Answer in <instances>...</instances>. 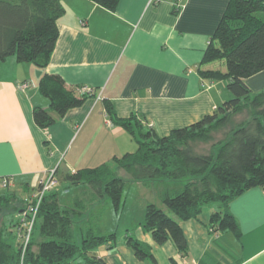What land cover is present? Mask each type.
<instances>
[{"label":"crops","instance_id":"crops-1","mask_svg":"<svg viewBox=\"0 0 264 264\" xmlns=\"http://www.w3.org/2000/svg\"><path fill=\"white\" fill-rule=\"evenodd\" d=\"M60 1L66 11L49 64L19 62L15 56L0 61V182L11 190L18 185L34 192L52 170L63 180L66 173L106 164L126 178L114 160L136 152L138 146L111 121L107 102L117 118H135L145 129L167 136L212 115L232 98L225 80L205 79L199 72L226 70L225 65L201 62L231 0H120L115 10L92 0ZM45 74L60 76L70 88H89L91 95L42 129L33 111H50V100L39 89ZM245 81L254 93L264 91V71ZM26 83L29 86L22 89ZM78 186L71 208L87 189ZM221 210L234 216L240 239L213 228L212 213ZM87 215L74 217L82 218V241ZM97 225L93 229L98 236L116 234L112 247L93 250L105 264H150L126 243L128 235L146 244L157 264H264V187L247 190L226 208L206 206L196 219L181 222L188 241L185 256L171 241L158 245L150 232L135 236L127 227L118 236L114 230L100 232ZM223 239L225 244L219 242Z\"/></svg>","mask_w":264,"mask_h":264},{"label":"trees","instance_id":"trees-1","mask_svg":"<svg viewBox=\"0 0 264 264\" xmlns=\"http://www.w3.org/2000/svg\"><path fill=\"white\" fill-rule=\"evenodd\" d=\"M92 1L115 10L120 0ZM65 11L60 0H0V61L15 56L19 62L46 67ZM216 61H223L226 70L201 68L199 72L205 79L225 80L232 98L219 105L212 115L167 136H160L153 128L145 129L135 118H117L107 102L111 121L124 128L138 145L136 152L114 160L129 178L119 176L109 164L66 173L63 181L83 184L87 189L75 208L62 207L58 193L53 190L43 197L33 235L37 233L28 244L24 264H105L93 250L102 245L112 247L116 234L96 235L93 228L97 221L91 220V214L107 198L119 209L128 180L143 185L157 181L184 184L162 191L160 200L165 208L148 203L142 223L143 230L150 232L158 245L171 241L184 256L188 241L181 222L196 219L206 206L219 204L226 208L247 190L264 187V91L254 93L245 81L264 71V0L230 1L201 66ZM39 89L50 100V111L41 107L33 111L34 122L42 129L55 124L70 109L81 106L91 95L83 87H67L60 76L50 74L41 78ZM244 114L246 117L236 120ZM217 132H222L223 138L215 141ZM211 142L209 152L195 148L197 144ZM40 187L41 184L35 191ZM14 200L18 201L15 193H0V213ZM28 204L27 201L15 213ZM85 212L90 216L87 215L88 227L80 246L73 237L74 217ZM211 222L218 231L232 232L239 239L242 236L234 216L226 210L214 211ZM16 224L0 226V264H21ZM126 243L140 260L157 264L151 249L133 235H128Z\"/></svg>","mask_w":264,"mask_h":264},{"label":"rangeland","instance_id":"rangeland-1","mask_svg":"<svg viewBox=\"0 0 264 264\" xmlns=\"http://www.w3.org/2000/svg\"><path fill=\"white\" fill-rule=\"evenodd\" d=\"M216 65V68L223 67L225 63L223 61H216L213 62ZM212 65V64H211ZM247 113V112H245ZM244 117H246V114L239 115L236 120H241ZM215 141H218L223 138L222 132H217L214 134ZM136 142V141H135ZM213 142L208 144H197L195 146L196 150L199 152H209L211 145ZM137 144V143H136ZM138 146V145H137ZM51 172L54 173V175H57V170H52ZM129 177H126L124 179H127ZM57 184L51 188L54 192H57L59 195V200L62 205V207L71 208V201H75V198L77 194H79L78 188L81 186L78 185H71L68 182H65L61 179L60 176H56ZM184 184L180 182H153L151 185H143L139 182H133L129 181L126 184V187L123 192L122 196V203L119 209H116L112 201L107 198L105 204H100L99 206H95L94 213L91 214V220L96 222L98 225L96 226V229L100 232H110L111 230L116 231V233L119 235H122V232L128 227H131V233H133L135 236H139L141 233L145 232L142 228V223L144 222L145 218V208L148 203H155L157 206H160L162 208H165V205L160 200V194L162 191H164L167 188H179L183 186ZM85 187V185L83 186ZM69 190V192H64L65 190ZM13 192L17 193L18 201L12 202V204L7 203L3 209V211L0 213V226H6L9 227L11 224H16L18 218V213L15 211L18 208H22L25 206L26 202H30L31 198L33 197V192H29L27 189L21 190L18 185H16L15 188H8V186L3 185L2 182H0V193H8ZM100 215V216H99ZM90 216V215H89ZM85 217L84 221L88 219V217ZM82 219V218H78ZM77 217L74 218V230H75V240L78 245L81 246L82 244V236H81V227L83 226L82 220H78ZM79 221V222H76ZM95 229V230H96ZM37 231H35V234H32V239L36 235ZM87 234V233H86ZM31 239V241H32ZM222 244H225V239L222 241L219 240ZM229 249V247H227ZM230 252V249L228 250ZM81 259V258H80ZM78 259L77 261H79ZM151 264V262L149 261Z\"/></svg>","mask_w":264,"mask_h":264},{"label":"built area","instance_id":"built-area-1","mask_svg":"<svg viewBox=\"0 0 264 264\" xmlns=\"http://www.w3.org/2000/svg\"><path fill=\"white\" fill-rule=\"evenodd\" d=\"M28 83L22 85V89L27 88ZM83 91L91 92V89L84 88ZM56 175L53 172L47 174L46 178L41 182L40 189L33 193L27 207L21 211L20 218L16 224L15 232L17 236V241L19 242L20 248L22 250V261L24 264L23 257L27 251L28 244L31 242L32 234L34 230V225L37 220L39 208L43 197L51 190L53 186L57 184Z\"/></svg>","mask_w":264,"mask_h":264}]
</instances>
